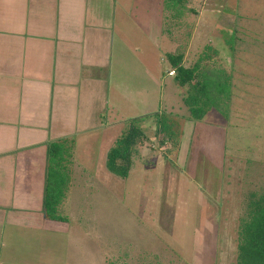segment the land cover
Returning a JSON list of instances; mask_svg holds the SVG:
<instances>
[{
    "label": "rangeland",
    "instance_id": "374dc122",
    "mask_svg": "<svg viewBox=\"0 0 264 264\" xmlns=\"http://www.w3.org/2000/svg\"><path fill=\"white\" fill-rule=\"evenodd\" d=\"M193 3L201 14L200 32L192 43L189 34L183 46L200 55L207 46L218 50L213 61L232 76L231 99L201 120H191L192 129H183L189 120L183 100L174 102L166 114L175 122V143L163 147L154 141L153 117L145 118L141 124L148 140L126 179L107 170L105 154L133 118H118L115 125L84 136L76 129L66 137L74 142L73 163L70 186L58 209L67 220L45 219L32 234L22 235L30 242L21 245L23 257L16 264H234L241 193L264 182V0ZM175 5L176 0H164L168 13ZM186 16L180 30L169 20L162 24L173 33L170 49L185 42L188 25L196 27L197 16ZM157 26L154 18L144 22L142 34L137 33L142 42L134 37L132 45H141L145 36L155 43ZM194 54L187 61L196 60ZM168 66L156 80L161 113L169 110L166 95L174 88ZM116 72L117 78L126 73ZM221 72L208 74L206 83L211 85ZM116 88L126 91L119 84ZM183 88L182 95L186 86L178 88ZM103 115L106 124V109Z\"/></svg>",
    "mask_w": 264,
    "mask_h": 264
},
{
    "label": "crops",
    "instance_id": "0c3cea01",
    "mask_svg": "<svg viewBox=\"0 0 264 264\" xmlns=\"http://www.w3.org/2000/svg\"><path fill=\"white\" fill-rule=\"evenodd\" d=\"M187 5L196 10L193 0ZM185 15L197 16L192 43L201 14ZM152 18L158 22L155 43L145 36V43L132 45ZM167 20L164 0H0V264H16L21 245L30 242L21 236L44 224L51 141L71 138L76 129L91 134L118 118L159 113L157 75L167 66L165 54L175 49L173 33L162 26ZM189 50L186 63L194 54ZM122 69L126 73L117 78ZM118 84L126 91H118ZM173 86L166 113L183 100L184 88L175 80ZM191 122L185 120L183 129H192Z\"/></svg>",
    "mask_w": 264,
    "mask_h": 264
},
{
    "label": "trees",
    "instance_id": "16d2710c",
    "mask_svg": "<svg viewBox=\"0 0 264 264\" xmlns=\"http://www.w3.org/2000/svg\"><path fill=\"white\" fill-rule=\"evenodd\" d=\"M177 5L169 6L168 16L171 25L180 30L184 24L182 19L185 13H197L196 10L186 7V0H176ZM168 12V11H167ZM184 28V27H183ZM183 34V41L176 48L165 54L168 71L174 70V80L181 86H186L183 102L187 107L189 120H201L212 109L219 107L230 100V87L232 85L230 74L216 65L218 50L207 46V50L198 54L192 63L185 62L187 47L183 46L190 39L192 25H188ZM213 61L211 65H204L203 61ZM222 66V65H220ZM219 68V69H218ZM222 70L211 85L206 83L208 74H217ZM232 77V76H231ZM231 80V79H230ZM220 103V105H219ZM153 131L157 147H163L168 143H175V123L169 119L166 112L153 115ZM145 118H133L126 128L115 138L106 150L105 166L115 176L126 179L134 164V157L139 148L148 140L141 123ZM74 142L63 138L51 141L47 146L46 177L43 193V217L53 221H64L66 217L58 213L66 192L70 186L71 171L69 165L73 163ZM249 161L248 163H250ZM239 203V216L236 227V245L234 264H264V182L256 188H248L241 193Z\"/></svg>",
    "mask_w": 264,
    "mask_h": 264
},
{
    "label": "built area",
    "instance_id": "2783aa9c",
    "mask_svg": "<svg viewBox=\"0 0 264 264\" xmlns=\"http://www.w3.org/2000/svg\"><path fill=\"white\" fill-rule=\"evenodd\" d=\"M168 75H174V70L168 71Z\"/></svg>",
    "mask_w": 264,
    "mask_h": 264
}]
</instances>
